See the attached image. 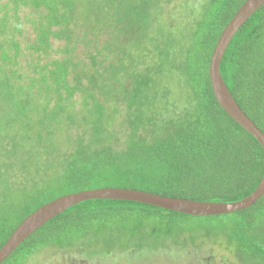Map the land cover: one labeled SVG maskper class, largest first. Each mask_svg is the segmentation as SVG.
I'll return each instance as SVG.
<instances>
[{"label": "trees", "instance_id": "obj_1", "mask_svg": "<svg viewBox=\"0 0 264 264\" xmlns=\"http://www.w3.org/2000/svg\"><path fill=\"white\" fill-rule=\"evenodd\" d=\"M246 1L10 0L16 16L21 7L37 13L30 20L36 32L30 43L21 40L25 35L18 17L13 29L8 11L0 18V137L2 148L12 144L18 156L16 162L8 159L5 168L22 164L24 188L31 193L22 200L19 192L14 198L10 191L0 200V249L30 214L74 192L123 187L233 202L255 191L264 175L263 147L221 107L209 73L222 32ZM57 39L66 42L62 58L36 65ZM23 43L37 53V62L29 65L39 70L31 80L35 90L45 92L42 101L13 81ZM162 67L182 73L180 80L191 94L185 106L173 105L177 97L166 101L172 90L163 87ZM221 72L242 109L264 131V6L230 42ZM77 95L84 98V112L70 109ZM107 104L116 107V114L127 110L135 116L127 148L102 145ZM84 123L93 127L92 142L78 146L71 130L85 129ZM145 124H153V132ZM141 129L150 134H140ZM60 136L68 138L70 148L52 158ZM34 179L46 185L28 187ZM110 233L107 246L101 235ZM171 242L183 248L218 244L239 264H264V196L249 208L217 216L124 199L87 200L34 232L2 264H32L49 246H85L90 257L114 255L131 262L135 257L148 263L167 254Z\"/></svg>", "mask_w": 264, "mask_h": 264}, {"label": "rangeland", "instance_id": "obj_2", "mask_svg": "<svg viewBox=\"0 0 264 264\" xmlns=\"http://www.w3.org/2000/svg\"><path fill=\"white\" fill-rule=\"evenodd\" d=\"M5 5L6 7H4ZM1 6H3V8L0 9V18L2 19L5 16L6 11H8V25H10V27L13 29L14 25L17 22L16 17H18L23 24V31L25 35L24 37H21V40H27V43L32 42L36 32L34 25L32 22H30V20L32 18H37V13L31 12L28 8L21 7L17 12L16 16V6H14V4L10 2V0H0V7ZM159 9L160 7L157 6L155 11L157 12ZM186 36L189 37L190 35L187 34ZM154 39H159L158 29H156L155 31ZM51 42V47L48 48L46 54L42 53L44 57L39 60V62H37V53H33L32 51L28 50L27 47H25L24 43L21 54L16 57L17 65H15V69L18 70V75H21V77L19 78L17 75L13 81H21L24 84L25 88H30L33 91L34 97L40 100L41 98L45 97V92L41 93L35 90L31 80L33 77L39 76V70H35V68L31 67L29 65V61L32 60L34 62H37L36 65L42 66L46 64L51 58H62L63 53L61 49L65 48L66 42L62 39L52 40ZM144 46L147 47L145 42ZM145 61L150 62L148 59H145ZM158 62L157 64L159 66L161 63ZM6 69H8V67ZM162 70L163 72H165L166 80L165 82H163V87H165V84H167L172 90V95H170V97H168L166 101H173V98L177 97V101L173 105L178 107L185 106L190 101L191 94L189 87L185 86L183 80V82L180 80L182 73L174 69L170 71L167 67H162ZM162 81L163 80L158 79V82H156L155 85L160 86ZM97 96L98 98H100V95ZM54 101H56V99H54ZM71 104V110H73V108L75 110L79 108L81 109V111H83L84 98L79 97L77 95L75 99L71 101ZM107 109L108 110L105 114L104 119V122L106 123V128L101 137L102 145L122 146V148H127L128 141L126 139L128 138V134L132 131V121L135 120V116L130 114L127 110L120 111L116 114V107L111 104H107ZM145 119L147 120L148 118ZM88 120L93 121L94 118L92 119L88 116ZM9 125L12 126L11 124ZM86 126L87 123H84L82 128H85ZM144 126H146L149 132H153L155 128L153 124H145ZM91 129H93V127H91V124H89L88 127H86L85 129H72L71 138L75 141L74 144L78 146L81 144L89 145L92 142V132H89L91 131ZM30 133L35 135L36 129ZM139 133L150 134L144 131L143 129H141ZM4 143L5 140H2V137H0V171L4 172L3 175H0V200H2L4 198V195L9 193L10 191L13 192L14 198H16V196L18 195L16 192H19V196L22 198V200H24L31 193V189L24 188L27 183L23 181H25L27 178L24 174L21 173V171H19L24 168L22 167V164L13 165L10 170L5 168L6 163L10 161L8 159H11L16 162L18 156L12 151V144L9 145L7 148H2V145H4ZM57 143L59 146L57 147L55 153H51V157L56 159H58V157H60L65 152V150H68L70 148L68 138L64 140L63 136H60L58 138ZM92 146L94 148L98 147L97 145ZM18 155L23 157L26 154L20 153ZM30 175L32 176L31 173ZM14 181L18 182L16 186H14ZM45 185L46 184L43 179L42 183H38L34 179V181L30 185H28V187L39 188L44 187ZM23 191L26 192V194H23ZM107 234L101 235V239L105 244L106 238L112 236L111 233L109 235ZM106 245L108 246V244ZM208 245L209 244L204 245L203 243L201 247L198 248L197 245L191 244L187 248H183L181 246H173L171 242L167 246V254L166 252H162L159 258H155V260L148 263H144L146 261L143 262V260L136 259L135 257H132V262L127 261L125 257H116L114 255L110 256L109 258H105L98 255L90 257L87 255L86 252H84V250L88 251V248L85 246L76 247L72 250L58 249L57 247L49 246L46 248H42L41 251L34 256L32 264H239V262L234 259V256L228 249L218 244H214V246Z\"/></svg>", "mask_w": 264, "mask_h": 264}, {"label": "water", "instance_id": "obj_3", "mask_svg": "<svg viewBox=\"0 0 264 264\" xmlns=\"http://www.w3.org/2000/svg\"><path fill=\"white\" fill-rule=\"evenodd\" d=\"M264 0H247L222 32L210 62V78L221 107L247 132L252 134L264 150V131L248 116L230 91L221 72L225 52L242 26L262 7ZM264 196V175L258 187L244 199L233 202L193 200L155 192L120 187H105L66 194L41 206L30 214L0 249L2 264L29 236L53 218L71 207L95 199L130 200L159 206L195 216L232 214L257 203Z\"/></svg>", "mask_w": 264, "mask_h": 264}, {"label": "clouds", "instance_id": "obj_4", "mask_svg": "<svg viewBox=\"0 0 264 264\" xmlns=\"http://www.w3.org/2000/svg\"><path fill=\"white\" fill-rule=\"evenodd\" d=\"M147 132V131H146ZM141 134H143V133H141ZM128 139V138H127ZM126 139V140H127ZM126 142V141H125ZM118 148H122V146H118ZM102 188H105V187H102ZM120 188H123V187H120ZM96 189H99V188H96ZM90 190H92V189H90ZM130 201V200H129Z\"/></svg>", "mask_w": 264, "mask_h": 264}]
</instances>
